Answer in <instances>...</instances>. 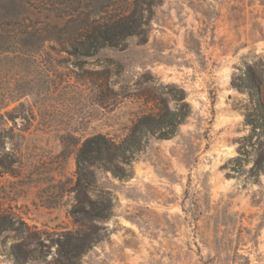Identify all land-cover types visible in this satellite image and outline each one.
Segmentation results:
<instances>
[{"label":"rangeland","instance_id":"rangeland-1","mask_svg":"<svg viewBox=\"0 0 264 264\" xmlns=\"http://www.w3.org/2000/svg\"><path fill=\"white\" fill-rule=\"evenodd\" d=\"M148 1L145 40L79 60L64 39L72 28L54 26L67 3L0 0V26L12 33L0 37V211L37 233L0 235V264L40 249L52 259L58 236L79 228L76 155L87 139H122L139 118L184 103L191 114L178 134L145 138L125 178L96 171L92 196L110 198L113 216L83 262L264 264V177L246 184L222 170L247 132L249 99L232 82L264 62V0ZM126 3L71 8L97 17ZM26 27L38 34L22 36Z\"/></svg>","mask_w":264,"mask_h":264},{"label":"trees","instance_id":"trees-1","mask_svg":"<svg viewBox=\"0 0 264 264\" xmlns=\"http://www.w3.org/2000/svg\"><path fill=\"white\" fill-rule=\"evenodd\" d=\"M47 3L59 1L67 3L65 13L54 26L72 28L71 33L64 34L69 43L68 53L76 58H92L105 48H124L128 39L147 38V26L151 21V3L148 0H127L125 9L118 13L104 11L97 16L71 8L82 0H43ZM68 30V29H67ZM12 33L0 26V37L12 38ZM38 34L36 27H26L22 36ZM232 85L241 93L247 94L249 102L244 107V126L246 134L235 141L236 156L222 166L228 179H239L248 184H259L264 177V62L247 64L241 74L233 79ZM191 114V107L184 103L174 110L165 107L159 115H145L131 127L122 139L96 135L87 139L76 155L77 180L75 192L77 201L72 214L79 228L58 236L55 244L57 250L52 259L42 249L24 255L23 261L12 252L15 264H26L28 260L41 261L45 264H84L87 252L105 238L99 222L113 216V203L110 198L92 193L97 188L96 171L103 170L115 178H125L124 167L130 166L146 149L145 138L158 141L171 140ZM81 194V195H80ZM82 220L92 223L84 225ZM18 233L24 241L33 240L37 233L24 221L0 211V235ZM38 244H42L38 240ZM26 244H19L17 248ZM26 256H29L28 258ZM26 257V258H25Z\"/></svg>","mask_w":264,"mask_h":264}]
</instances>
